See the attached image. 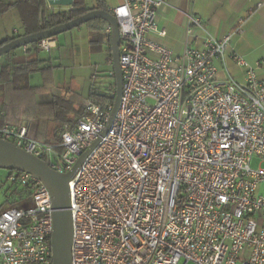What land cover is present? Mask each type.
I'll list each match as a JSON object with an SVG mask.
<instances>
[{
    "label": "built area",
    "instance_id": "obj_1",
    "mask_svg": "<svg viewBox=\"0 0 264 264\" xmlns=\"http://www.w3.org/2000/svg\"><path fill=\"white\" fill-rule=\"evenodd\" d=\"M165 4L123 0L111 10L123 93L107 134L116 87L106 90V106L88 102L78 120L64 124L56 145L9 124L0 139L61 174L98 142L68 183L72 264H264V63L249 66L233 54L247 69L246 83L217 80L214 60L242 29L174 56L150 39L167 36L157 22ZM190 23L204 29L200 18ZM56 46L46 39L37 51ZM8 181L33 194L29 207L0 213L1 264H53L50 191L27 173L12 172Z\"/></svg>",
    "mask_w": 264,
    "mask_h": 264
},
{
    "label": "crops",
    "instance_id": "obj_2",
    "mask_svg": "<svg viewBox=\"0 0 264 264\" xmlns=\"http://www.w3.org/2000/svg\"><path fill=\"white\" fill-rule=\"evenodd\" d=\"M105 3L111 11L120 6L123 0H105ZM14 9L16 8L0 16V22L9 13L15 16L13 14ZM192 17L200 18L204 29L191 24L190 18ZM157 22L161 29L166 30L167 36L160 38L151 34L150 39L163 44L173 52L174 56L178 57L184 55L187 44L202 50L207 38L222 40L228 34L236 33L238 29H242V35L233 37L225 57L214 60L216 77L220 83H227L232 79L237 84L244 85L247 81V69L232 59L233 54L242 57L249 66H255L258 62L264 63V0H166V4L159 11ZM3 25L4 22H1L0 43L21 37V33L17 29H5ZM89 29L91 30L90 46L92 48V39L95 34L93 28L89 27ZM189 29H191V33L188 32ZM99 48H104L107 51L108 63L113 67L111 43L109 44L105 39ZM7 56L8 58H6ZM6 57L0 59V96H5V99L0 97V127L6 124L26 127L37 140L38 133H43L46 129V118L41 114V105L50 104L61 98L69 99L78 93L55 96L51 100L39 101V95L51 94L54 88L51 59L44 53H36L33 49L26 51L25 48L17 49ZM6 59L11 63V67H9L11 73L2 78L1 74ZM113 72V69L109 72L110 82L113 79ZM35 73L41 75L42 85L34 86L31 84V76ZM257 75L259 78H263L262 72L259 71ZM15 79L20 85L32 90H15L14 85L10 83ZM107 87L108 85L106 88L95 90L99 93H105ZM78 100L81 103L87 99L81 97ZM3 103L4 105H2ZM70 117L75 118V113H71Z\"/></svg>",
    "mask_w": 264,
    "mask_h": 264
},
{
    "label": "water",
    "instance_id": "obj_3",
    "mask_svg": "<svg viewBox=\"0 0 264 264\" xmlns=\"http://www.w3.org/2000/svg\"><path fill=\"white\" fill-rule=\"evenodd\" d=\"M50 7L70 8L74 0H47ZM103 20L111 28V58L116 95L108 126L107 134L120 110L123 93V75L120 67L121 34L116 17L109 11L93 10L65 24L32 35L21 36L0 47V59L11 52L46 39H53L61 34L89 23ZM94 143L79 159L73 171L61 174L50 168L42 159L26 152L13 142L0 139V169L27 173L42 182L50 191L53 205L52 252L53 264H72L73 256V220L70 210L69 181L82 167L84 160L96 148Z\"/></svg>",
    "mask_w": 264,
    "mask_h": 264
},
{
    "label": "trees",
    "instance_id": "obj_4",
    "mask_svg": "<svg viewBox=\"0 0 264 264\" xmlns=\"http://www.w3.org/2000/svg\"><path fill=\"white\" fill-rule=\"evenodd\" d=\"M13 8H16L20 14L23 29L21 36L32 35L65 24L93 10H105L111 12L105 3V0H93L92 5L88 4L86 0H74L73 6L70 8L50 7L47 0H0V16ZM86 25L93 28L95 34L92 39V48L94 50L99 49L105 39H107L109 44L111 43V37L103 34L104 30L109 27L105 21L93 20ZM11 41H13V39L5 43H0V47ZM37 44L38 43H34L24 48L26 51L33 49L38 53ZM6 58H8V56ZM5 61L6 63L4 64L1 74L2 78L7 77V75H10L11 73L9 70L11 63L7 59ZM112 78L113 79L109 83L107 89L110 87H116L114 76H112ZM10 83L13 84L14 89L18 91L32 90L30 88L27 89L26 86L20 85L19 82L17 83L16 79ZM2 98L5 99V96ZM80 98V95L74 94L69 99L61 98L50 104L41 105L42 112H40L42 116L46 118V129L43 133H38L37 140L46 144H58L60 142L59 132H61L64 124L73 123L78 120L85 113L88 102H93L101 106H106V104L109 103L108 96L105 93H99L96 90H92L89 99L84 102L80 103L78 100ZM111 103L114 104V100ZM2 105H4V103ZM71 113H75V118L73 117L74 119L70 117ZM11 126L14 125L12 124ZM16 127L21 126L17 125ZM12 172L16 171H9V173ZM32 194L33 192L31 188H23L20 186L10 188L9 193L6 196V209L29 207L31 205ZM6 209H4V206H1L0 213Z\"/></svg>",
    "mask_w": 264,
    "mask_h": 264
},
{
    "label": "rangeland",
    "instance_id": "obj_5",
    "mask_svg": "<svg viewBox=\"0 0 264 264\" xmlns=\"http://www.w3.org/2000/svg\"><path fill=\"white\" fill-rule=\"evenodd\" d=\"M92 5L93 0H86ZM9 13L3 19L5 29H17L23 32L22 22L19 11L13 10L15 16ZM0 22V25H1ZM57 46L50 52L44 53L51 59L53 67L54 88L51 94H41L39 101L51 100L55 96H65L67 94L78 93L84 99H88L92 90L106 88L109 85V72L113 69L108 63V53L104 48L93 50L90 46L91 30L84 24L60 36L56 37ZM31 84L34 86L42 85L43 79L40 74L35 73L31 76ZM55 164L59 160L53 158ZM260 165L255 159L252 163L253 168ZM264 167V165H263ZM8 170L0 169V207L6 209V196L9 189L14 186L8 181ZM264 192V185L261 186ZM9 209V208H7ZM6 209V210H7Z\"/></svg>",
    "mask_w": 264,
    "mask_h": 264
}]
</instances>
